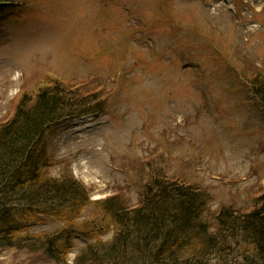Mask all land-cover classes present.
I'll return each mask as SVG.
<instances>
[{"label": "rangeland", "instance_id": "1", "mask_svg": "<svg viewBox=\"0 0 264 264\" xmlns=\"http://www.w3.org/2000/svg\"><path fill=\"white\" fill-rule=\"evenodd\" d=\"M0 122L57 79L100 93L96 111L52 124L49 172L92 201L137 205L148 179L208 188L209 208L249 211L264 192V0H12L0 7ZM97 213L87 206L81 220ZM46 218L30 233L54 232ZM114 230L102 236L112 239ZM93 241L74 237L69 262ZM0 264H57L0 246Z\"/></svg>", "mask_w": 264, "mask_h": 264}, {"label": "trees", "instance_id": "2", "mask_svg": "<svg viewBox=\"0 0 264 264\" xmlns=\"http://www.w3.org/2000/svg\"><path fill=\"white\" fill-rule=\"evenodd\" d=\"M251 84L264 106V78ZM36 91L23 93L11 118L0 122V246L42 252L57 264H264V192L249 211L223 206L214 214L208 188L162 172L148 179L137 205L120 193L92 201L69 169L52 176L49 127L102 102L99 92L58 79ZM89 205L97 213L79 221ZM49 217L64 227L29 232ZM76 235L93 242L69 262Z\"/></svg>", "mask_w": 264, "mask_h": 264}]
</instances>
